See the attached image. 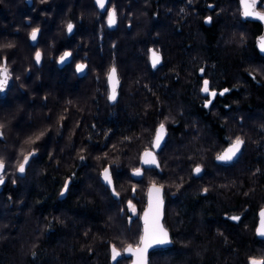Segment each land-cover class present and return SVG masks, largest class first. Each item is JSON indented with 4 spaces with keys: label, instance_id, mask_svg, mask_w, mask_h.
Listing matches in <instances>:
<instances>
[{
    "label": "trees",
    "instance_id": "1",
    "mask_svg": "<svg viewBox=\"0 0 264 264\" xmlns=\"http://www.w3.org/2000/svg\"><path fill=\"white\" fill-rule=\"evenodd\" d=\"M209 1L218 9L226 2L237 6L236 0ZM233 21L232 26L218 17L206 27L201 20L195 52L200 79H207L210 89H221L234 74L240 78L238 85L229 82L232 93L217 96L215 105L223 109L234 103L245 111L238 115V125L247 127L249 180L245 195L233 191L227 203L235 211L246 203L258 204L257 195L264 194L260 184L264 155L259 147L264 142V80L258 77L264 72V56L254 46L259 25L238 17ZM66 23L73 24L70 34ZM33 28L39 29V64L26 37ZM145 29L144 24L131 37L116 35L104 26L93 0H0V64L6 62L11 75L0 97V159L5 163L0 184V264H128L123 250L137 246L141 235L139 215L130 218L128 213L129 201L140 212L153 182L164 194H174L162 219L173 243L152 250L149 264H248L251 257L264 258L259 245L250 243L251 224L247 231L242 219L222 221L215 234L208 202L195 194L191 184H184L194 181L193 152L204 160L209 142L201 139L196 146L183 147L178 124L181 102L166 96L167 81L162 79L167 70L171 84L176 83L181 50L178 41L164 43L163 24L154 23V33L143 35ZM140 39L162 54L156 70L149 67L145 49L135 47ZM9 44L12 47H4ZM64 49L71 60L59 67L56 59ZM77 61L85 65L82 76L74 70ZM109 66L115 67L121 85L114 103L105 97L103 74ZM190 101L184 100L185 108L203 111ZM112 107L114 113L109 112ZM158 123L167 128L157 152L159 167H143L140 152L149 146ZM214 125L216 130L223 126L217 121ZM40 132L44 135L36 143L26 142ZM33 149L35 155L19 173V163ZM207 159L200 162L205 176ZM259 159L263 162L258 164ZM137 167L142 170L139 179L130 174ZM104 168L119 195L101 181ZM168 206L172 220L166 219ZM112 246L122 250L114 263Z\"/></svg>",
    "mask_w": 264,
    "mask_h": 264
},
{
    "label": "flooded vegetation",
    "instance_id": "2",
    "mask_svg": "<svg viewBox=\"0 0 264 264\" xmlns=\"http://www.w3.org/2000/svg\"><path fill=\"white\" fill-rule=\"evenodd\" d=\"M23 1L31 3L32 0ZM111 3L113 4L112 6L110 5ZM94 4L96 5V3ZM236 4V9L231 12L232 14H230V16L234 18H237L239 16L240 18L241 11L238 0H236ZM96 8L99 12L100 17H105V24L108 11L112 8H115L117 14L116 23L113 28H109L107 27V25L106 27L108 28V30L114 29V32H116V35L118 36H122L123 31L132 32L134 34L137 30V27H140V25L143 26L144 24L146 26V29L144 31L145 34L143 35L154 33V31L152 30L154 23H161L164 27V43L166 42L167 44H169L168 40L170 39H173L176 42L178 41L179 47L177 48L178 50H181V52H178L180 53L178 61L180 71L178 74L181 75L177 76L175 84H171V82L169 81V72H167L166 70V75L162 77V79H165L167 81V84L164 85V91L167 97L173 99L176 97L177 100H180L181 102V110L179 111L180 117L178 119V124L180 128V137L183 147L184 145H186V147H190L191 145L196 146V144H198L200 140L203 139L205 144L208 145L209 142V152L206 156H204V160H206L207 157L209 158L207 159V161L210 160L208 166L209 174L208 176H205L204 174L206 168L203 167L200 163L204 160L201 158L199 152H193V155H195L194 160L197 162L191 168V175L194 178V181L187 180L184 182V184H191L195 191V194L203 196L205 198V201L208 202V206H210V211L213 213L211 214V228L215 232V234H217V227H222L220 222H233L236 220L230 219V217H239V219L243 220L244 228L247 231L249 230V225H252L251 230L253 231V233L252 237H250V243H256L257 245H259V250L261 251V255H263L264 236H258L256 234V228L258 226L259 221V212L261 210L264 211V194H260L263 191H260L257 195L256 200L259 203L256 205L251 204V206H249V204L246 203L244 204L243 208H241L240 210L235 209V211H232L231 207L227 205V203L230 202V198L232 197L233 191L239 193L241 197L245 195L244 187L246 186L249 180V152L245 143V136H247V127L245 126V124H243L241 127L238 125V115L245 112L244 110H242L241 112V110L237 107L238 104L229 103L224 105L223 109H217L215 108V105L216 97L219 96V93L223 92L224 89H229V91L225 92L224 94L230 95L232 93L231 89L233 87L232 85H229V82H233L235 85H238L240 78H229L228 80H226L225 86L219 90L210 89V91H215L217 93V95L214 97L201 91V88L203 87V81L205 79H200V66L198 63V54L197 52H195L198 47L197 40L199 39V34L201 31L200 21H203L204 26H210L212 22L211 15H214L215 17L216 11H220V9L216 8L215 5L209 0H107L104 10H100L97 5ZM255 8L258 11L263 12L264 4L258 1L256 3ZM209 18L210 22H208ZM257 24L260 27V30L257 33L258 35L261 32V25L259 23ZM140 33L142 34V31H140ZM167 35H170L171 38H167ZM22 37L23 31L20 30V41L23 40ZM152 37V35L149 37L150 39L147 37L149 39L148 41H150ZM135 47L139 50L145 49L146 59L148 49L153 48L151 45H146L145 47L141 39L138 42L136 41ZM35 51L39 50L37 49ZM64 51L68 50L64 49ZM120 88L121 85L118 79L117 99L119 96ZM146 89H150L149 84L146 86ZM175 89H177V91H175ZM106 90L108 95V88ZM174 91L177 94H174ZM184 100H191V105L192 103H194V106L196 105L198 107H201L203 111L196 109L195 107H193V109L185 108ZM209 100L211 101L210 104H208ZM206 104L207 107H205ZM201 113H203L204 116H200ZM216 114H218V117L216 116ZM223 115L225 117H223ZM216 121L220 122V124H223V126H219L218 130L215 129L216 127L214 125ZM261 129L264 130V126L261 127ZM153 135L154 132L151 136V139ZM232 136H234L233 139ZM237 136L241 137V139H243L244 141V144L241 148V152L238 153L237 157L231 162L224 163L217 161V154L221 153L225 148H227L230 144V141L234 140ZM259 147L261 154L264 155V142L260 143ZM187 160L192 161L190 159ZM263 160L259 159L257 163L259 164L263 162ZM196 166H200L202 169L199 174H194L193 172ZM258 168L260 169V167ZM259 169L257 171L258 173L260 172ZM261 176L262 178H264V173ZM260 184L264 188V181L262 179ZM205 189H207V191H205ZM170 198H174V194L169 192L164 194L163 191V217L165 216V208L167 207V205H169ZM196 201H198V199ZM250 211H255V215L252 214ZM172 214L169 212L168 206L166 210V219L172 220ZM170 238L172 241L173 238L171 234ZM251 258L256 259L255 257ZM256 260L260 261L261 259Z\"/></svg>",
    "mask_w": 264,
    "mask_h": 264
},
{
    "label": "snow or ice",
    "instance_id": "3",
    "mask_svg": "<svg viewBox=\"0 0 264 264\" xmlns=\"http://www.w3.org/2000/svg\"><path fill=\"white\" fill-rule=\"evenodd\" d=\"M95 3L99 8L101 9L105 8V0H95ZM256 3H257V0H241V4L244 7L243 15L245 17L255 16L256 18L260 20H264V13L254 11ZM116 15L117 14H116L115 8H112L111 10L108 11L107 23L110 27L116 23ZM208 22H210V18ZM72 30H73V24L68 23L67 31L71 33ZM38 32H39L38 28L32 29L31 33L29 34L30 39L32 41H36ZM4 47H12V45L9 44V45H5ZM260 48H261V51H264V38H262L260 41ZM149 52L151 53L150 60H151L152 67L155 68L161 62V57L158 54V52L155 50L150 49ZM70 55H71L70 52H64V54L59 58V62L61 63L64 62ZM35 60H36V63H40L41 53L39 51L35 53ZM84 67L85 65L83 64H77L76 71L78 73L82 72L84 70ZM201 72L203 73V69H201ZM9 78H10V73L8 71L6 62L0 64V92L4 91L5 86L8 84ZM107 78L109 81V85L111 86V92L108 96V99L110 101L115 100L116 99V85L118 84V80L116 78L115 67L110 69ZM201 91L213 97L217 95L215 91H210L209 81L207 79L203 81V87L201 88ZM228 91L229 89H224V91L220 92L219 95H224V93ZM210 103L211 101L209 100L208 104ZM205 107H207V104L205 105ZM61 119H63V117H61ZM0 127H3V125H0ZM43 135H44V132H40L39 135H36L34 139L30 137L29 140L26 142L30 144H34L36 143V141L40 140ZM164 136H165V125L164 123H160V125L155 130V136H154L153 141L151 142V147L153 149L160 148L161 142L163 141ZM0 137H2V133H0ZM125 139L130 140L131 138L125 137ZM243 144H244L243 139L237 136L234 140L230 141V144L227 148H225L221 153L217 154L216 160L225 162V163L233 161L234 158L237 157L238 153L241 152V148ZM35 153H36V150L33 149L31 152H29L27 155L23 157L22 162L19 163L18 168H17V171L19 173L23 174L25 172V166L28 164L30 157L34 156ZM80 159L83 160L84 156L81 155ZM140 162L144 165H149V166L155 165L156 167H159L157 160H156V156L152 151L145 150V152L140 158ZM4 168H5V163L3 159H0V172H2ZM193 171L194 173L199 174L202 171V169L200 166H196ZM102 175H103L105 184L111 187L113 185V181H112V177L109 172V169L104 168ZM132 175L140 177L142 176V170L140 168H135L132 171ZM3 183H4V177L3 175H0V184H3ZM13 183H15V181H13ZM67 188H68V183L66 182L64 185V191H66ZM64 191H61V195H64ZM112 191H113V195H119V193L116 192L114 187ZM160 191H161V188L157 187L156 184L153 182L152 187L149 189V194H150L149 205H150V210L152 213V219L150 222L149 213L146 212L145 213L144 234L141 237V243L144 245V247L135 249L134 254L137 255L136 264H147L144 254L147 251L148 247H151L153 244L163 245V244H168L171 242L168 238V232L159 223V207H160V204L162 203V201L159 198ZM205 191H207V189H205ZM153 193L156 194L155 200H153V197H152ZM129 208L133 209V212H134V208H133V205L131 204V201H129ZM261 217H262L261 226L257 229V233L261 236H264V211L261 212ZM230 219L239 220V217L233 216V217H230ZM127 250L133 251L131 246H129ZM111 253H112L111 258L113 261H116L117 258L121 256V252L117 250L116 246H112ZM249 264H264V260L258 261L254 258H250Z\"/></svg>",
    "mask_w": 264,
    "mask_h": 264
},
{
    "label": "water",
    "instance_id": "4",
    "mask_svg": "<svg viewBox=\"0 0 264 264\" xmlns=\"http://www.w3.org/2000/svg\"><path fill=\"white\" fill-rule=\"evenodd\" d=\"M106 2H107V0H105V5H106ZM94 3H95V0H94ZM238 3H239V7H240V11H241V14H240V18L242 19V20H249V21H254V22H257V23H259L260 25H261V32L255 37V40H254V42H255V48H256V50H257V52L261 55V56H264V51H261V48H260V41H261V39L262 38H264V20H260V19H258V18H256L255 16H249V17H245L244 15H243V12H244V7H243V5L241 4V0H238ZM100 10H104V9H101V8H99ZM254 11H256V12H260V11H258L256 8H254ZM260 13H264V11L263 12H260ZM106 25H107V27H109V28H113L114 27V25H112L111 27L108 25V23H107V17H106ZM67 29V28H66ZM31 33V32H30ZM69 33V32H68ZM38 35H39V32H38V34H37V39H38ZM37 39H36V41H32L31 39H30V35L28 36V43L31 45V46H35L36 45V43H37ZM151 50H155V49H153V48H150ZM150 49H148V53H147V59H148V63H149V65H150V67L151 68H153L152 67V64H151V60H150V56H151V53L149 52V50ZM156 51V50H155ZM65 52H68V51H65ZM158 52V51H157ZM64 54V52L60 55V57L62 56ZM158 54L160 55V57H161V62H162V55L158 52ZM59 57V58H60ZM59 58L57 59V65L59 66V67H62V66H65L66 64H68L69 62H70V60H71V55L64 61V62H59ZM33 59H34V62L36 63V60H35V55H34V57H33ZM41 61V60H40ZM161 62L155 67V68H157V67H159L160 65H161ZM36 64H39V63H36ZM80 64V63H79ZM77 65V64H76ZM76 65H75V72L77 73V75L78 76H82V75H84V73H85V67H84V70L82 71V72H77L76 71ZM155 68H153V69H155ZM8 71H9V69H8ZM110 71V70H109ZM109 71L107 72V74H106V83H107V88H108V95H107V100L109 101V102H114V101H116V99H117V89H118V84L116 85V99L115 100H109L108 99V96H109V94H110V92H111V86L109 85V81H108V78H107V76H108V73H109ZM9 73H10V71H9ZM116 78H117V75H116ZM10 80H11V75H10V78H9V81H8V84L5 86V89H4V91H2V92H0V97H3L4 95H5V92H6V89H7V87L9 86V84H10ZM117 80H118V78H117ZM159 126V125H158ZM157 126V127H158ZM156 127V128H157ZM156 128H155V130H156ZM154 136H155V131H154V135H153V137H152V140H151V142L153 141V139H154ZM165 140H166V129H165V136H164V139H163V141L161 142V147L164 145V143H165ZM161 147L160 148H158V149H153L152 147H151V144H150V148L149 149H147L148 151H152L154 154H155V156H156V160H157V163H159L158 162V159H157V152L161 149ZM145 152V151H144ZM143 152V153H144ZM143 153L141 154V156L143 155ZM141 156H140V158H141ZM235 159V158H234ZM219 162H221V161H219ZM231 162V161H230ZM141 163V162H140ZM225 163V162H224ZM228 163V162H227ZM141 165L143 166V167H156L155 165H153V166H149V165H144V164H142L141 163ZM104 170V169H103ZM103 170L101 171V173H100V178H101V181L105 184V182H104V179H103V175H102V173H103ZM133 171V170H132ZM132 171L130 172V174H131V176L133 177V178H135V179H139L140 177H137V176H133L132 175ZM3 172V171H2ZM2 172H0V175L2 174ZM194 172V171H193ZM194 174H196V173H194ZM110 190H112L113 189V185L110 187V186H108L107 184H105ZM156 186L157 187H160L161 188V191H160V193H159V198H160V200L162 201V203L160 204V207H159V223H160V225H162V227L168 232V238H169V240L171 241V238H170V234H169V231L167 230V228L164 226V224H163V222H162V219H163V207H164V199H163V188L160 186V185H157L156 184ZM152 187V184H150L148 187H147V189H146V193H145V207L143 208V210H142V212H141V214H140V216H139V221H140V225H141V235H140V239H139V244L137 245V246H135V247H131L132 249H133V251H128L127 249L129 248V246L128 247H126L124 250H123V256L124 257H126V258H129L130 260H129V262H128V264H136V261H137V255L136 254H134V252H135V249H137V248H143L144 247V245L141 243V237L143 236V234H144V228H145V213L146 212H148L149 213V221L151 222V219H152V213H151V210H150V205H149V200H150V194H149V189ZM152 197H153V200H155V197H156V194L155 193H153L152 194ZM263 210H261L260 212H259V221H258V226H257V228H256V234L258 235V236H261V235H259L258 233H257V229L261 226V219H262V217H261V212H262ZM172 245V241L170 242V243H168V244H163V245H160V244H153L151 247H148L147 248V251L145 252V258H146V261H147V264H149L148 263V255H149V253L152 251V250H154V249H162V248H167V247H170ZM111 255H112V253H111ZM112 257V256H111ZM110 260H111V263H114V261L112 260V258H110Z\"/></svg>",
    "mask_w": 264,
    "mask_h": 264
},
{
    "label": "rangeland",
    "instance_id": "5",
    "mask_svg": "<svg viewBox=\"0 0 264 264\" xmlns=\"http://www.w3.org/2000/svg\"><path fill=\"white\" fill-rule=\"evenodd\" d=\"M258 1H260L261 3H263L264 4V0H258ZM257 1V2H258ZM111 6L113 5L112 3L110 4ZM234 9H236L235 8V5H234V2H226V5L222 8V9H220V11H222V12H220V11H216V13H215V17H214V15H211V18H212V21H214V20H216V18H221L222 20H225V21H227L228 23H229V25L231 24L232 26H233V24H235L234 22L235 21H233V19H235L234 17H231L230 16V14H232L231 12L234 10ZM98 14V13H97ZM96 16H98V15H96ZM238 16V15H237ZM103 17V16H102ZM238 18H239V16H238ZM237 20V19H236ZM103 21H104V26H106V24H105V17H103ZM67 24L68 23H66V25H65V28H66V26H67ZM29 32H31V30H29L28 32H27V34H26V37L28 36V34H30ZM133 35V33L132 32H124L123 31V33H122V37H131ZM98 37H101V35H99ZM237 45V44H236ZM41 50L39 49V52H40ZM63 52H65L64 50L61 52V54L63 53ZM41 53V52H40ZM60 54V55H61ZM60 55L57 57V59L60 57ZM33 57H34V52H33ZM57 59H56V62H57ZM3 63V62H2ZM1 63V64H2ZM80 62H75L74 63V65H73V67L75 68V65L76 64H79ZM81 64V63H80ZM109 69H111V67L109 66L106 70H105V72H104V80H105V76H106V73H107V71L109 70ZM75 70V69H74ZM235 75V77H238L239 78V76L237 75V74H234ZM258 77H259V79H260V81L261 80H264V72L263 73H261V74H259L258 75ZM107 88H106V86H105V97H107V90H106ZM114 110H115V108L114 107H112L111 109H110V113H114ZM106 133L108 134V131H106ZM107 134H104V138H106V135ZM234 138V136H232V139ZM151 138H150V142H149V146L148 147H146L147 149H149L150 148V144H151ZM140 153H142V151L140 152ZM141 155V154H140ZM137 168H140V167H137ZM141 169V168H140ZM132 171V170H131ZM151 184H153V183H151ZM156 184V183H155ZM150 185V184H149ZM148 185V186H149ZM147 186V187H148ZM145 207V206H144ZM133 208H134V212H133V209H130L129 208V206H128V213L130 214V218L131 217H133V216H136V215H139L140 216V214H141V212H142V210L139 212L138 211V209L135 207V205H133ZM197 215V214H196ZM198 216V215H197ZM122 251V250H121ZM120 251V252H121ZM122 253V252H121ZM112 256V255H111ZM256 259H263L264 260V258L262 257H257ZM130 260V259H129ZM249 262H250V259H248V264H249Z\"/></svg>",
    "mask_w": 264,
    "mask_h": 264
},
{
    "label": "bare ground",
    "instance_id": "6",
    "mask_svg": "<svg viewBox=\"0 0 264 264\" xmlns=\"http://www.w3.org/2000/svg\"><path fill=\"white\" fill-rule=\"evenodd\" d=\"M241 19V18H240ZM242 20V19H241ZM204 25V24H203ZM30 45V44H29ZM31 46V45H30ZM33 49H34V55H35V53L37 52V51H35V50H37L38 48H37V43H36V45L35 46H31ZM162 61H163V57H162ZM161 64H162V62H161ZM148 65H149V63H148ZM149 67H150V65H149ZM151 68V67H150ZM158 68V67H157ZM157 68H155V69H153V68H151L152 70H156ZM158 125H160V123H158L156 126H155V128L158 126ZM155 128H154V131H155ZM165 129H166V136H167V128H166V126H165ZM145 150H147V148H145L143 151H142V153L145 151ZM141 153V154H142ZM141 156V155H140ZM157 159H158V157H157ZM158 162H159V160H158ZM141 164V163H140ZM158 165H159V163H158ZM156 168V167H155ZM157 185H159V184H157ZM161 186V185H160ZM162 187V186H161Z\"/></svg>",
    "mask_w": 264,
    "mask_h": 264
}]
</instances>
